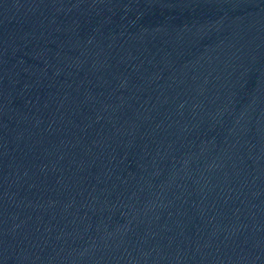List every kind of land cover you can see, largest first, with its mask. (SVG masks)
Listing matches in <instances>:
<instances>
[{"label":"water","instance_id":"obj_1","mask_svg":"<svg viewBox=\"0 0 264 264\" xmlns=\"http://www.w3.org/2000/svg\"><path fill=\"white\" fill-rule=\"evenodd\" d=\"M0 264H264V0H0Z\"/></svg>","mask_w":264,"mask_h":264}]
</instances>
